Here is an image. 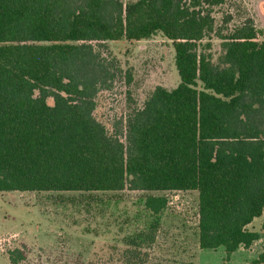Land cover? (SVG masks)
Masks as SVG:
<instances>
[{"label":"trees","instance_id":"16d2710c","mask_svg":"<svg viewBox=\"0 0 264 264\" xmlns=\"http://www.w3.org/2000/svg\"><path fill=\"white\" fill-rule=\"evenodd\" d=\"M226 1L0 0V192L195 191L200 249L229 257L259 240L264 227L247 226L264 208V39L249 15L217 24ZM158 33L180 82L109 133L96 97L119 69L101 47ZM167 202L144 198V228L110 264L147 263ZM7 259L22 264L25 252ZM245 264H264V246Z\"/></svg>","mask_w":264,"mask_h":264},{"label":"rangeland","instance_id":"374dc122","mask_svg":"<svg viewBox=\"0 0 264 264\" xmlns=\"http://www.w3.org/2000/svg\"><path fill=\"white\" fill-rule=\"evenodd\" d=\"M120 1L126 5L135 0ZM214 10L217 24L225 14L234 16L232 24L249 15L259 31L258 39H264V0H227ZM219 43L212 38L214 57ZM103 45L102 54L119 70L112 87L97 95L94 117L109 133L115 127L124 132L128 114L142 107L156 87L171 90L179 84L174 50L161 33L140 41L120 39ZM147 195L165 196L168 202L155 242L146 251V264H245L262 250L264 242L241 248L230 257L222 247L200 249L195 191L0 192V264H10L7 252L15 248L25 252L22 264H110V257L120 259L124 238L144 228ZM262 226L264 214L249 230L258 232Z\"/></svg>","mask_w":264,"mask_h":264},{"label":"crops","instance_id":"0c3cea01","mask_svg":"<svg viewBox=\"0 0 264 264\" xmlns=\"http://www.w3.org/2000/svg\"><path fill=\"white\" fill-rule=\"evenodd\" d=\"M264 214V208H263V211H262V214H261V216ZM260 216V217H261ZM260 217H258V218H260ZM255 219H257V218H255ZM254 219V220H255ZM253 220V221H254ZM252 221V222H253ZM252 222L247 226V229L249 230V226L252 224ZM264 226H262L261 227V229H260V231H258V233H261V231H262V228H263ZM249 231H251V230H249ZM252 232H256V231H252ZM263 243L264 242V234L261 236V238L259 239V240H257V241H255L249 248H251L252 246H255V245H258V244H260V243ZM262 246H264V245H262ZM262 246H260L261 247V249H262ZM241 248H244V247H240L236 252H234L233 254H235V253H237V252H239L240 250H241ZM244 249H248V248H244ZM262 252V250L261 251H258L257 252V254H256V257L255 258H257V256L260 254ZM232 254V255H233ZM230 257V256H229ZM255 258H251V260H253V259H255ZM250 261V260H249Z\"/></svg>","mask_w":264,"mask_h":264}]
</instances>
